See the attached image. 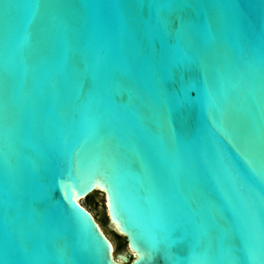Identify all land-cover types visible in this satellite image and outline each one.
Wrapping results in <instances>:
<instances>
[{"label": "water", "instance_id": "obj_1", "mask_svg": "<svg viewBox=\"0 0 264 264\" xmlns=\"http://www.w3.org/2000/svg\"><path fill=\"white\" fill-rule=\"evenodd\" d=\"M0 264H264V0H0Z\"/></svg>", "mask_w": 264, "mask_h": 264}, {"label": "rangeland", "instance_id": "obj_2", "mask_svg": "<svg viewBox=\"0 0 264 264\" xmlns=\"http://www.w3.org/2000/svg\"><path fill=\"white\" fill-rule=\"evenodd\" d=\"M80 201V203L87 207L90 211L99 214L100 220H102L104 225L108 228L107 234L114 243V250L119 251L120 249H122L121 246L124 244L125 239L117 234L113 226L110 225V227H108L109 221L106 216V208L101 197H98L97 194H93L82 198Z\"/></svg>", "mask_w": 264, "mask_h": 264}, {"label": "trees", "instance_id": "obj_3", "mask_svg": "<svg viewBox=\"0 0 264 264\" xmlns=\"http://www.w3.org/2000/svg\"><path fill=\"white\" fill-rule=\"evenodd\" d=\"M100 223H101V225L103 226V228L105 229V231L108 232V228H107V226L104 225V223H103L102 220H100ZM121 247H122V246H121Z\"/></svg>", "mask_w": 264, "mask_h": 264}, {"label": "bare ground", "instance_id": "obj_4", "mask_svg": "<svg viewBox=\"0 0 264 264\" xmlns=\"http://www.w3.org/2000/svg\"><path fill=\"white\" fill-rule=\"evenodd\" d=\"M76 199H77V197H76ZM78 199H79V198H78ZM81 199H82V198H80L78 201L81 202V201H80ZM112 248H113V246H112Z\"/></svg>", "mask_w": 264, "mask_h": 264}, {"label": "flooded vegetation", "instance_id": "obj_5", "mask_svg": "<svg viewBox=\"0 0 264 264\" xmlns=\"http://www.w3.org/2000/svg\"><path fill=\"white\" fill-rule=\"evenodd\" d=\"M95 214V213H94ZM96 216V215H95Z\"/></svg>", "mask_w": 264, "mask_h": 264}]
</instances>
